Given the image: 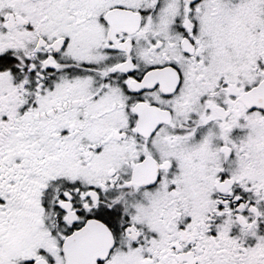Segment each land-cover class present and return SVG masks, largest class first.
Instances as JSON below:
<instances>
[{
  "label": "snow or ice",
  "instance_id": "6c2138e0",
  "mask_svg": "<svg viewBox=\"0 0 264 264\" xmlns=\"http://www.w3.org/2000/svg\"><path fill=\"white\" fill-rule=\"evenodd\" d=\"M0 264H264V0H0Z\"/></svg>",
  "mask_w": 264,
  "mask_h": 264
}]
</instances>
